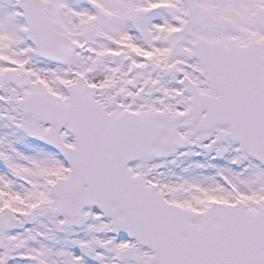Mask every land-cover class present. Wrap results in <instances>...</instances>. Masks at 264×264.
<instances>
[{
    "label": "snow or ice",
    "instance_id": "snow-or-ice-1",
    "mask_svg": "<svg viewBox=\"0 0 264 264\" xmlns=\"http://www.w3.org/2000/svg\"><path fill=\"white\" fill-rule=\"evenodd\" d=\"M0 264H264V0H0Z\"/></svg>",
    "mask_w": 264,
    "mask_h": 264
}]
</instances>
